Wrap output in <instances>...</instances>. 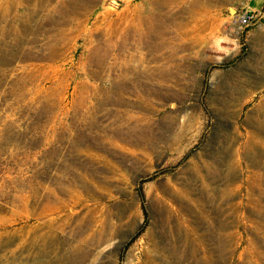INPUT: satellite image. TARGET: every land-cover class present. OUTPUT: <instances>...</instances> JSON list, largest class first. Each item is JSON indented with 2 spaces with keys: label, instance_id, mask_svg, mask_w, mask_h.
I'll return each mask as SVG.
<instances>
[{
  "label": "rangeland",
  "instance_id": "obj_1",
  "mask_svg": "<svg viewBox=\"0 0 264 264\" xmlns=\"http://www.w3.org/2000/svg\"><path fill=\"white\" fill-rule=\"evenodd\" d=\"M256 1L0 0V264H264Z\"/></svg>",
  "mask_w": 264,
  "mask_h": 264
},
{
  "label": "built area",
  "instance_id": "obj_2",
  "mask_svg": "<svg viewBox=\"0 0 264 264\" xmlns=\"http://www.w3.org/2000/svg\"><path fill=\"white\" fill-rule=\"evenodd\" d=\"M257 13L254 9L246 8L237 15V22L240 26L246 27L256 20Z\"/></svg>",
  "mask_w": 264,
  "mask_h": 264
},
{
  "label": "crops",
  "instance_id": "obj_3",
  "mask_svg": "<svg viewBox=\"0 0 264 264\" xmlns=\"http://www.w3.org/2000/svg\"><path fill=\"white\" fill-rule=\"evenodd\" d=\"M256 2H257V3L250 2L249 4H250V6H251L252 8H259V6L261 5V4H259L260 0H259V1H256Z\"/></svg>",
  "mask_w": 264,
  "mask_h": 264
}]
</instances>
